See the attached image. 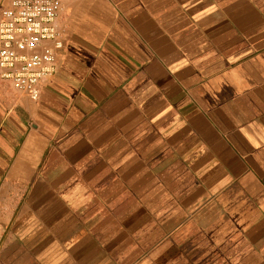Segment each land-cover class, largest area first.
Listing matches in <instances>:
<instances>
[{
	"label": "crops",
	"instance_id": "crops-1",
	"mask_svg": "<svg viewBox=\"0 0 264 264\" xmlns=\"http://www.w3.org/2000/svg\"><path fill=\"white\" fill-rule=\"evenodd\" d=\"M59 2L37 99L0 81V264H264V0Z\"/></svg>",
	"mask_w": 264,
	"mask_h": 264
},
{
	"label": "built area",
	"instance_id": "built-area-1",
	"mask_svg": "<svg viewBox=\"0 0 264 264\" xmlns=\"http://www.w3.org/2000/svg\"><path fill=\"white\" fill-rule=\"evenodd\" d=\"M59 13V0H7L0 8V81L32 99L56 69Z\"/></svg>",
	"mask_w": 264,
	"mask_h": 264
}]
</instances>
